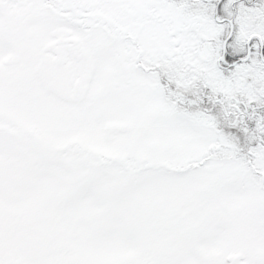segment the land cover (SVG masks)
I'll use <instances>...</instances> for the list:
<instances>
[{"label":"snow or ice","instance_id":"snow-or-ice-1","mask_svg":"<svg viewBox=\"0 0 264 264\" xmlns=\"http://www.w3.org/2000/svg\"><path fill=\"white\" fill-rule=\"evenodd\" d=\"M0 264H264V0H0Z\"/></svg>","mask_w":264,"mask_h":264}]
</instances>
